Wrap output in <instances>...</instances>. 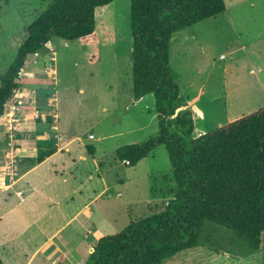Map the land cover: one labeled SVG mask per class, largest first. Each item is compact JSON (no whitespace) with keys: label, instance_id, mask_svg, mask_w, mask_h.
<instances>
[{"label":"rangeland","instance_id":"1","mask_svg":"<svg viewBox=\"0 0 264 264\" xmlns=\"http://www.w3.org/2000/svg\"><path fill=\"white\" fill-rule=\"evenodd\" d=\"M225 3L224 12L180 30L171 42L182 110L193 112L195 136L264 107V0ZM48 4L1 2L0 84L27 27ZM131 19V0H115L97 19L96 46L54 36L29 57L16 95L36 111L11 112L0 122V254L7 260L14 248L25 250L23 260L38 250L30 264H45L44 255L58 246L65 254L58 251L46 264H84L102 236L161 211L174 196L165 145L135 166L115 155L159 129L154 94L133 96ZM96 49L99 58L91 61ZM39 130L55 142L60 131L68 142L77 139L35 166ZM204 235V245L164 264H264V233L254 253L226 229Z\"/></svg>","mask_w":264,"mask_h":264},{"label":"trees","instance_id":"2","mask_svg":"<svg viewBox=\"0 0 264 264\" xmlns=\"http://www.w3.org/2000/svg\"><path fill=\"white\" fill-rule=\"evenodd\" d=\"M2 1L0 0V4ZM1 75L0 116L35 113L15 94L29 57L58 36L84 46L99 41L97 19L115 0H47ZM226 10L225 0H131L132 81L136 100L153 93L158 132L116 149V158L135 166L157 146H166L174 196L152 215L102 236L84 264H164L180 252L202 246L205 230L226 229L250 253L264 233V107L201 135L185 106L171 65V42L180 30ZM99 58L98 49L91 61ZM41 122L40 116L36 117ZM48 122H52L49 118ZM40 135L43 132L39 133ZM94 154L93 148H88ZM57 152L52 138H37L36 163ZM237 239V240H238ZM0 264H6L0 256Z\"/></svg>","mask_w":264,"mask_h":264},{"label":"crops","instance_id":"3","mask_svg":"<svg viewBox=\"0 0 264 264\" xmlns=\"http://www.w3.org/2000/svg\"><path fill=\"white\" fill-rule=\"evenodd\" d=\"M223 55H221V57H222ZM22 89L20 88L19 90H17V92H16V94L19 92V91H21ZM141 99V98H140ZM139 100V99H138ZM29 114H31V113H29ZM5 115H7V114H5ZM5 115H3V116H0V122L2 121V120H4L6 117H5ZM8 118V117H7ZM8 120H10V118H8ZM35 121H36V119H35ZM6 122V124H7V121H5ZM37 122V121H36ZM40 123H42V122H40ZM50 123H52V122H50ZM5 128V127H4ZM40 132H43V134L42 135H40L39 133ZM37 133H38V137L37 138H39L40 136H44V135H46L47 136V131H43V130H39V131H37ZM57 136H58V142H56V145H57V151L59 150V147H65L66 149H68V147H69V144L71 143V142H73V141H75V139H77V137L76 138H74V140H72L71 142H68V139L66 140V135H65V132L64 131H60V134H57ZM93 136H94V134H93ZM80 137V136H79ZM79 137H78V139H79ZM37 138L34 140L35 141V157L37 156ZM46 138V137H45ZM49 138V137H48ZM52 139H53V137H52ZM65 141V142H64ZM60 145V146H59ZM78 146H80V145H78ZM19 151H23L24 152V150L23 149H19ZM87 152H88V154H90L89 153V151L87 150ZM56 153V152H55ZM54 153V154H55ZM53 154V155H54ZM94 154H95V152H94ZM94 154H90V155H94ZM52 156V155H51ZM51 156H49V157H47L44 161H46L48 158H50ZM93 157H95V156H93ZM44 161H42V162H44ZM41 162V163H42ZM35 163H36V161H35ZM39 163H36L35 164V166L36 165H38ZM33 165V164H32ZM20 166V165H19ZM26 173V170L24 171V172H22L20 175H24ZM19 177V176H18ZM15 179L16 178H14L12 181H11V183H10V185L15 181ZM6 185V184H5ZM9 185V186H10ZM2 187H6V186H2ZM1 190H4V189H1ZM105 190V189H104ZM103 190V191H104ZM49 241V242H48ZM46 242H48V243H46L45 245H43L41 248V250L42 251H44V254L46 253V250H47V248H48V246L50 245V244H52V240H47ZM24 249H20V250H16L15 248L13 249V253H12V258H13V261H11L10 259L9 260H7V258H5L2 254H0V256H2V259L4 260V262L6 263V264H10V263H13V262H15V263H17V264H30V261L32 260V258H33V256L36 254V252L38 251V250H36L31 256H30V258H28V259H26V257H27V255H26V257H25V259L23 260L22 259V254L24 253ZM62 252V253H64L66 250H61V249H59V247L58 246H56V247H54V250H52L51 252H49V253H46L45 255H44V257H46V259H44L45 260V262L47 263V260L48 259H50L53 255H55L57 252ZM65 254V253H64ZM58 258V257H57ZM14 263V264H15ZM45 263V264H46Z\"/></svg>","mask_w":264,"mask_h":264},{"label":"water","instance_id":"4","mask_svg":"<svg viewBox=\"0 0 264 264\" xmlns=\"http://www.w3.org/2000/svg\"><path fill=\"white\" fill-rule=\"evenodd\" d=\"M17 92V91H16ZM16 92H15V94H16Z\"/></svg>","mask_w":264,"mask_h":264},{"label":"built area","instance_id":"5","mask_svg":"<svg viewBox=\"0 0 264 264\" xmlns=\"http://www.w3.org/2000/svg\"><path fill=\"white\" fill-rule=\"evenodd\" d=\"M93 136V135H92Z\"/></svg>","mask_w":264,"mask_h":264}]
</instances>
